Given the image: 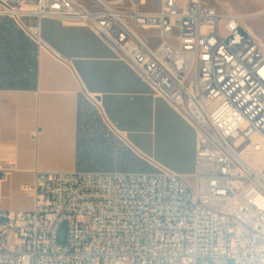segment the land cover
<instances>
[{
	"label": "built area",
	"instance_id": "1",
	"mask_svg": "<svg viewBox=\"0 0 264 264\" xmlns=\"http://www.w3.org/2000/svg\"><path fill=\"white\" fill-rule=\"evenodd\" d=\"M0 16L39 49L43 18L87 26L196 131L189 175L34 170L31 207L0 210V264H264V46L239 14L203 0H0ZM12 165L0 161V190Z\"/></svg>",
	"mask_w": 264,
	"mask_h": 264
},
{
	"label": "crops",
	"instance_id": "2",
	"mask_svg": "<svg viewBox=\"0 0 264 264\" xmlns=\"http://www.w3.org/2000/svg\"><path fill=\"white\" fill-rule=\"evenodd\" d=\"M0 22V55L11 57L0 60V161L13 164L3 179L0 210L31 207L24 187L32 185L34 170L83 169L77 165L82 96L96 99L105 124L145 170L155 163L178 174L194 171L195 128L93 30L43 18L40 34L48 48L39 49L11 18L0 16Z\"/></svg>",
	"mask_w": 264,
	"mask_h": 264
},
{
	"label": "rangeland",
	"instance_id": "3",
	"mask_svg": "<svg viewBox=\"0 0 264 264\" xmlns=\"http://www.w3.org/2000/svg\"><path fill=\"white\" fill-rule=\"evenodd\" d=\"M210 6L215 7L218 11L223 12L226 10L233 11L234 13L249 14L264 7V2L261 0H203ZM9 19V17H6ZM221 24L223 21L220 22ZM241 24L245 28L248 24L255 33L261 38L264 46V15L256 16L247 19H241ZM145 34H153L154 30L143 31ZM175 45L174 42H172ZM82 109L79 121V141L82 148L93 150V154L97 151L100 154L99 161H87V167L83 169H100V170H114V169H134L145 170L144 163L141 161L127 144L123 141L122 137L115 132L112 128L107 126L103 121L100 110L96 107L95 98H85L82 96ZM86 102V103H85ZM95 150V151H94ZM129 152V154H127ZM124 154L129 156L128 159H121L120 156ZM110 157V160H106ZM101 163L107 164L108 167L102 168ZM8 185H12L13 181L8 180ZM31 194V193H30ZM32 199V194H31ZM32 205V204H31ZM6 211H9L8 209ZM16 211V210H13ZM9 211V212H13ZM64 233L62 231L58 234L59 241H62Z\"/></svg>",
	"mask_w": 264,
	"mask_h": 264
},
{
	"label": "bare ground",
	"instance_id": "4",
	"mask_svg": "<svg viewBox=\"0 0 264 264\" xmlns=\"http://www.w3.org/2000/svg\"><path fill=\"white\" fill-rule=\"evenodd\" d=\"M264 15V7L260 8L253 13L239 14L241 19L252 18L256 16ZM139 18H146V11H139ZM245 29L261 44V38L255 33V31L248 25L245 24ZM200 39V30L198 26H190L186 27L184 32H182V40L184 41L185 48H187V52L189 53H196V48L199 45ZM166 50H175V45L172 43H166ZM228 122V115L226 114H216V123H227Z\"/></svg>",
	"mask_w": 264,
	"mask_h": 264
},
{
	"label": "trees",
	"instance_id": "5",
	"mask_svg": "<svg viewBox=\"0 0 264 264\" xmlns=\"http://www.w3.org/2000/svg\"><path fill=\"white\" fill-rule=\"evenodd\" d=\"M3 30H4L3 23L0 22V34L3 32ZM18 49H22V47H21L20 44L18 45ZM3 57L4 56H1L0 55V60ZM4 58H6L7 60H11V57H9V56L8 57L5 56ZM17 58H18L17 59L18 66H21L20 61H22V56L19 55ZM28 62H29V57H28ZM13 65H15V63ZM33 65H34V69H35V67H36V49H35V47H34ZM82 99L83 98L81 97V101H82ZM82 104H83L82 102L79 104V121H80V116H81V109H82L81 107H82ZM78 147H79V149H78V152H77V165H78L79 168H85V167H87V165H86L87 161H93V160L94 161H99V159H100V156L99 155L100 154H98L97 151L94 150L95 151V154H93V150H91V149L82 148V150H81V148H80L81 147L80 141H79ZM127 154H129V152H127ZM120 158L121 159H128L129 156H126V155L122 154L120 156ZM106 160H110V157H107ZM100 166L102 168L108 167L107 164H105V163H101Z\"/></svg>",
	"mask_w": 264,
	"mask_h": 264
}]
</instances>
